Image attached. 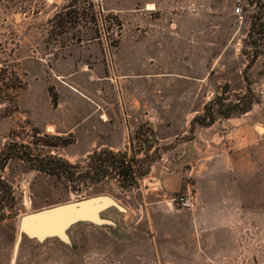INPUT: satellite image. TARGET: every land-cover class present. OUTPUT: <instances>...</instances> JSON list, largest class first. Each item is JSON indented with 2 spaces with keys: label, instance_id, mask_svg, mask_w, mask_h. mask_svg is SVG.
<instances>
[{
  "label": "rangeland",
  "instance_id": "1",
  "mask_svg": "<svg viewBox=\"0 0 264 264\" xmlns=\"http://www.w3.org/2000/svg\"><path fill=\"white\" fill-rule=\"evenodd\" d=\"M256 3L0 0V153L15 143L29 148L35 156L51 155L84 166L92 154H86V142L76 144L73 135L50 129L54 124L61 125L52 117L58 98L55 75L70 72L71 62L76 71L86 66L95 69L103 59L113 60L118 51L122 60H132L128 57L134 52V43H141L143 55L151 54L153 50H145V46L161 40L166 47L159 50L162 64L158 65V78L140 82L144 108L127 151L129 158L148 169L136 185L155 177V167H160L155 166L156 162L162 166L180 162L183 143L196 139V133L211 131L219 135V140L232 142L230 156L214 155L211 147L203 150L204 155L214 158V169L203 171L204 176H211L204 181L205 195L222 205L224 227L216 234L220 249L214 254L216 259L198 264H264L262 41L257 44L262 54L247 68L255 50L248 42V33L258 12ZM257 37L253 36L255 41L261 39ZM147 59L143 57L145 63ZM247 82L252 96L247 93ZM251 98L254 103L244 114L224 118L219 112L220 104L228 112L233 105H244ZM210 114L214 117L211 126L199 122L203 118L207 123ZM44 135L51 137V144L72 143L43 147ZM217 138L203 137L201 142L215 145ZM208 163L211 165V160ZM1 176L12 187L16 199L14 209L6 208L7 218L0 223V243L13 245L14 264H80L71 259L81 258L71 239L69 246L57 238L38 242L23 236L17 245L21 217L99 196L112 198L126 211L136 186L122 189L121 179L111 176L83 191H73L63 177L31 169L18 158L7 161ZM191 190L200 204L201 193ZM100 217L123 222L125 213L109 208ZM72 227L66 232L69 238Z\"/></svg>",
  "mask_w": 264,
  "mask_h": 264
},
{
  "label": "crops",
  "instance_id": "2",
  "mask_svg": "<svg viewBox=\"0 0 264 264\" xmlns=\"http://www.w3.org/2000/svg\"><path fill=\"white\" fill-rule=\"evenodd\" d=\"M165 47L156 39L145 46L153 53L143 55L141 43H134V52L128 57L132 60H122L118 51L113 60L107 57L95 69L86 66L76 71L71 62L70 72L55 75L58 98L52 117L61 125L54 124L50 129L73 135L76 144L86 142V154L101 149L129 151L144 108L140 82L157 81L158 65L162 64L159 50ZM143 57L149 58L148 63ZM215 134L203 131L196 133V139L184 142L180 162L166 166L156 162L160 167H155V177L132 188L123 222L112 221L114 227L89 223L72 227L70 239L81 258L71 260L80 264H198L216 259L214 254L220 251L216 234L224 227L223 211L220 202L205 195L204 181L211 176H204L203 171L214 169V158L204 155L203 150L211 147L214 155L230 156L232 142L219 140ZM203 137L218 138L213 145L201 142ZM185 187L201 193V202L195 208L179 209L172 201ZM0 264H14L12 244L0 243Z\"/></svg>",
  "mask_w": 264,
  "mask_h": 264
},
{
  "label": "trees",
  "instance_id": "3",
  "mask_svg": "<svg viewBox=\"0 0 264 264\" xmlns=\"http://www.w3.org/2000/svg\"><path fill=\"white\" fill-rule=\"evenodd\" d=\"M250 1L253 4L256 3V0ZM256 5L258 12L251 20L250 31L248 33V42L255 47V50L247 68L262 54V50L257 45L258 41L260 40L264 44V1H257ZM254 35H257V38L261 39L255 41ZM247 93L251 96L253 95L248 82ZM253 103L254 99L251 98L244 105H233L228 112L224 111L222 104H220L219 112L225 116L224 118H229L233 113L244 114L248 112ZM198 120L204 126H211L214 123V117L211 114L208 117L207 123L203 122L205 121L203 118H199ZM42 139V146L49 148L68 146L72 143V141H64L61 144H51L48 142L51 139L48 135H44ZM56 139L61 140L60 137H56ZM22 149L24 150L22 151ZM25 150L27 151L25 152ZM12 158L24 161L31 169H35L46 175L63 177L73 191H83L91 185L100 184L111 176L121 179L119 186L122 189H129L137 184L138 179L148 173V169H142L139 161L129 158L127 152H113L107 149L97 150L88 156L84 166H82L81 164L72 165L59 157L51 155L35 156L29 148L10 143L0 153V223L7 218L5 214L6 208L13 210L16 204L12 187L1 176L7 161Z\"/></svg>",
  "mask_w": 264,
  "mask_h": 264
},
{
  "label": "water",
  "instance_id": "4",
  "mask_svg": "<svg viewBox=\"0 0 264 264\" xmlns=\"http://www.w3.org/2000/svg\"><path fill=\"white\" fill-rule=\"evenodd\" d=\"M109 208L124 212L112 198L99 196L25 215L19 220L17 245L24 236L38 242L57 238L71 246L66 232L76 224L89 223L98 227H114V222L100 217V214Z\"/></svg>",
  "mask_w": 264,
  "mask_h": 264
},
{
  "label": "built area",
  "instance_id": "5",
  "mask_svg": "<svg viewBox=\"0 0 264 264\" xmlns=\"http://www.w3.org/2000/svg\"><path fill=\"white\" fill-rule=\"evenodd\" d=\"M239 12L240 9L237 8L236 13ZM172 201L179 209H191L195 208L199 204V199L196 193H193L189 187L182 189V192L176 197H173Z\"/></svg>",
  "mask_w": 264,
  "mask_h": 264
}]
</instances>
